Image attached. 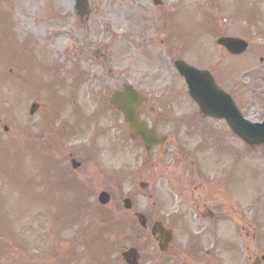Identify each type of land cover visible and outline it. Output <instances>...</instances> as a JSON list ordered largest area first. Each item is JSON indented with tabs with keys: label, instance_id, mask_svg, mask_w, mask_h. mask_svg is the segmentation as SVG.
Returning a JSON list of instances; mask_svg holds the SVG:
<instances>
[{
	"label": "rangeland",
	"instance_id": "obj_1",
	"mask_svg": "<svg viewBox=\"0 0 264 264\" xmlns=\"http://www.w3.org/2000/svg\"><path fill=\"white\" fill-rule=\"evenodd\" d=\"M161 1L154 6L152 0H88L89 15L79 17L75 0H4L0 9V263L59 264L65 260L88 264L89 237L84 240L79 231L88 227L95 235L108 227L97 220L101 190L110 193L101 211L126 225L117 235L106 231L118 245L113 260L119 262L123 247L134 245L126 234L128 227L135 226L133 211H155L152 203L158 201L163 187L150 178L156 170L145 159L143 148L129 139L121 115L106 105L113 89L132 84L147 98L142 118L170 134L167 147L179 139L190 152L202 138L193 133L198 109L173 66L174 59L213 72L244 117L250 121L264 118V0ZM248 14H253L251 23ZM215 32L246 40L248 50L237 56L227 54L215 44L220 36ZM51 66L58 68L56 75ZM61 73L67 76L63 84L56 82ZM32 79L51 89H34ZM57 98L63 105H48ZM33 102L39 106L28 115ZM96 112L99 115L94 117ZM78 120L89 122L85 131L76 127L72 132V128L73 137L59 140L52 149L46 146L50 136L67 131ZM203 121L214 127L221 122ZM171 122L178 127V138ZM201 128L206 145L198 155L210 168L224 164L230 173L226 189L230 204L244 207V234L232 231L239 226L229 219L233 246L222 250L223 264H251L248 255L264 253V145L249 147L229 131L227 151L222 155L215 136L204 125ZM67 153L80 161L76 170L71 169ZM49 158L57 163L51 172ZM64 175L79 181L77 190L74 183L73 187L58 185ZM140 180L151 181V198L138 187ZM127 196L134 204L131 211L122 207ZM68 204L85 205V210L71 227H61ZM255 210L259 224L253 219ZM259 234L262 243L255 247ZM71 238L75 245H69ZM144 238L148 236L141 234L137 240ZM91 244L97 248L96 242ZM154 247V256L146 264L162 260Z\"/></svg>",
	"mask_w": 264,
	"mask_h": 264
},
{
	"label": "flooded vegetation",
	"instance_id": "obj_2",
	"mask_svg": "<svg viewBox=\"0 0 264 264\" xmlns=\"http://www.w3.org/2000/svg\"><path fill=\"white\" fill-rule=\"evenodd\" d=\"M1 4L0 7H3L4 0H0ZM209 119L213 118L209 117ZM199 122L201 121L193 122L196 124L193 133L201 135L202 138L194 146L192 152L188 151L179 139L167 147L170 141L168 133L166 134L167 141L163 146L156 145L145 152V159L148 158L151 161V169L156 170L154 175L150 174V178L161 183L163 190L158 201L152 203V209L155 208V211L146 213L140 209L133 211L136 226L128 227L129 236L137 244L139 242L137 239L141 234H146L148 238L142 239V242L136 246L123 247L122 251L129 247L137 248L140 256L139 264H146L154 256V252L151 251L152 246H155V252L162 258L154 264H223L222 250L233 246L228 237L230 235L229 219L239 226L232 231L244 234L243 220L241 222L244 207L238 204L231 205L227 194L226 189L230 182L228 170H224V164L220 162L210 168L198 155V152L204 148L202 145H206V133L200 127L204 125L208 133L215 136L222 155L226 150L227 128L223 123L215 128L211 123L201 122L199 124ZM171 126L174 130L173 134L178 138L177 125L171 122ZM156 128L160 131L157 126ZM214 155L218 156L217 153ZM67 157L70 159L73 156L67 153ZM218 157L223 158V156ZM66 173L67 170L64 171V174ZM142 182L146 187L141 191L151 198L154 195L151 191V181L143 180ZM132 209H134L133 202L130 211ZM136 213L143 214L145 219L143 227L137 222ZM254 214L253 219L259 224L256 210ZM154 223H160L172 232L173 236L165 251L158 248L155 237L151 235V226ZM253 229L254 227L252 231ZM255 238V247H259L263 237L259 234V237L255 236ZM248 249L252 251L250 247ZM251 258L253 264H264V253H252L248 256V259ZM120 261L121 264H126Z\"/></svg>",
	"mask_w": 264,
	"mask_h": 264
},
{
	"label": "water",
	"instance_id": "obj_3",
	"mask_svg": "<svg viewBox=\"0 0 264 264\" xmlns=\"http://www.w3.org/2000/svg\"><path fill=\"white\" fill-rule=\"evenodd\" d=\"M154 2L158 3L159 1L154 0ZM86 6V0H76L75 8L79 13L83 14ZM216 42L232 54L242 53L247 47L246 42L232 37H220ZM174 64L184 77L190 96L197 102L200 115L224 118L231 130L248 145L264 144V122L261 124L251 123L243 119L231 98L214 84L206 71L196 70L182 61H176ZM109 102L122 112L125 122L128 123V131L132 139L141 140L147 149L151 145L164 141V136L158 134L155 128H149L144 121L140 120L139 107L144 103V98L129 85H124L121 91L113 93ZM30 113H32V106ZM76 166L77 164L73 163V167ZM141 185L143 186V184ZM108 198V194L105 192L99 195V201L102 204H105ZM124 203L125 207L130 206L128 200H125ZM138 217L143 224L142 216L138 215ZM153 234L156 235L160 248L165 249L170 239V233L157 224L153 227ZM123 256L128 264H137L138 256L135 250H128L123 253Z\"/></svg>",
	"mask_w": 264,
	"mask_h": 264
}]
</instances>
